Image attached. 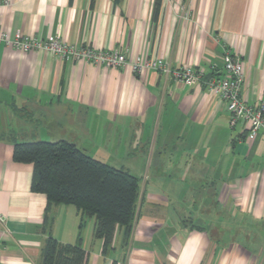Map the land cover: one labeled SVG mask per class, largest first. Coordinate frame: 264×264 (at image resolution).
Instances as JSON below:
<instances>
[{
  "label": "crops",
  "instance_id": "1",
  "mask_svg": "<svg viewBox=\"0 0 264 264\" xmlns=\"http://www.w3.org/2000/svg\"><path fill=\"white\" fill-rule=\"evenodd\" d=\"M0 31L218 78L227 49L242 60L243 100L264 102V0H0ZM230 120L203 84L0 44V135L68 141L140 182L130 238L117 232L103 255L94 219L80 230L74 206L48 209L31 191L32 166L15 163L12 141L0 140V264H41L50 237L75 244L80 233L88 264H264V236L216 243L192 216L223 207L264 232V134L249 141L244 122Z\"/></svg>",
  "mask_w": 264,
  "mask_h": 264
},
{
  "label": "trees",
  "instance_id": "2",
  "mask_svg": "<svg viewBox=\"0 0 264 264\" xmlns=\"http://www.w3.org/2000/svg\"><path fill=\"white\" fill-rule=\"evenodd\" d=\"M208 77V76H207ZM13 143V160L33 168L31 191L47 198L48 209L74 206L80 215V230L86 218L95 221L94 237L103 241L102 254L113 247L117 232L126 242L133 231L140 194L138 178L96 160L68 141ZM81 233L75 244L50 237L42 250L41 264H88Z\"/></svg>",
  "mask_w": 264,
  "mask_h": 264
},
{
  "label": "built area",
  "instance_id": "3",
  "mask_svg": "<svg viewBox=\"0 0 264 264\" xmlns=\"http://www.w3.org/2000/svg\"><path fill=\"white\" fill-rule=\"evenodd\" d=\"M0 44L24 53L42 51L65 61L100 64L106 69H121L129 65L135 75L155 69L183 85L203 84L210 94L226 104L231 114L230 125L232 127L239 122H244L248 130L247 139L249 141H254L260 134H264V102L254 107L243 100L241 93L244 82L242 60L238 53H232L227 49L222 56L224 76L218 78L207 77L204 70L194 66L172 68L161 59L144 61L137 58L129 61L127 56L118 49L98 50L85 45L76 46L64 41L60 36L43 39L17 33L11 38L7 33L0 31ZM0 223H4L3 217H0Z\"/></svg>",
  "mask_w": 264,
  "mask_h": 264
},
{
  "label": "rangeland",
  "instance_id": "4",
  "mask_svg": "<svg viewBox=\"0 0 264 264\" xmlns=\"http://www.w3.org/2000/svg\"><path fill=\"white\" fill-rule=\"evenodd\" d=\"M207 203V202H206ZM216 209V208H215ZM203 215H192L196 221L203 222L208 227L212 239L216 243H230L232 241H255L260 236H264V232L258 228H254L255 224H245L235 219L233 215L224 211L222 207L220 213L213 214L212 207H206ZM190 218V215H187ZM187 221V220H186Z\"/></svg>",
  "mask_w": 264,
  "mask_h": 264
}]
</instances>
